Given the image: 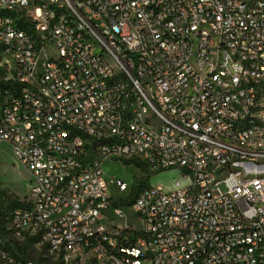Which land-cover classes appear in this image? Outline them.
Here are the masks:
<instances>
[{"label":"built area","instance_id":"obj_1","mask_svg":"<svg viewBox=\"0 0 264 264\" xmlns=\"http://www.w3.org/2000/svg\"><path fill=\"white\" fill-rule=\"evenodd\" d=\"M2 142L0 264H264V0H0Z\"/></svg>","mask_w":264,"mask_h":264},{"label":"rangeland","instance_id":"obj_2","mask_svg":"<svg viewBox=\"0 0 264 264\" xmlns=\"http://www.w3.org/2000/svg\"><path fill=\"white\" fill-rule=\"evenodd\" d=\"M104 172L107 176H115L125 180L129 187L133 184L135 174H140L139 170L133 165L124 166L122 161H108L104 164ZM179 172L176 170H169L159 173L151 178L152 184H162L167 190L175 189V181L179 179ZM0 185L6 189L10 195L24 199L31 191V176L21 162L15 157L9 144L0 143ZM109 192L114 197L125 198L130 192L120 191L115 184L109 186ZM118 222H120L118 220ZM33 256H39L33 251ZM42 264H55L52 261L43 260Z\"/></svg>","mask_w":264,"mask_h":264},{"label":"trees","instance_id":"obj_3","mask_svg":"<svg viewBox=\"0 0 264 264\" xmlns=\"http://www.w3.org/2000/svg\"><path fill=\"white\" fill-rule=\"evenodd\" d=\"M148 178L141 179L138 185L132 190V193L125 199L126 203H132L138 192L147 184ZM25 203L17 197H13L8 193L6 189H3L0 185V216H4L8 211L13 208L24 205ZM33 240L31 238L26 239L22 245L17 246L19 250H27L31 246ZM17 245V244H16Z\"/></svg>","mask_w":264,"mask_h":264}]
</instances>
